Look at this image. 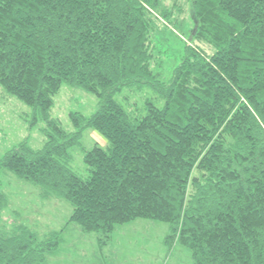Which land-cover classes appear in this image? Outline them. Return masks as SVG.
Returning <instances> with one entry per match:
<instances>
[{
    "label": "trees",
    "instance_id": "obj_1",
    "mask_svg": "<svg viewBox=\"0 0 264 264\" xmlns=\"http://www.w3.org/2000/svg\"><path fill=\"white\" fill-rule=\"evenodd\" d=\"M175 11L165 0H0V86L46 137L4 153L0 174L67 201L69 221L102 244L144 218L166 223L165 244L192 264H264V0H192L189 43L165 82L152 38ZM63 83L99 100L88 118L70 114L72 133L49 114ZM143 88L158 104L136 114L116 100ZM85 129L108 144L83 152L79 176L69 150ZM6 205L0 191V217ZM60 242L0 226V264H42Z\"/></svg>",
    "mask_w": 264,
    "mask_h": 264
},
{
    "label": "rangeland",
    "instance_id": "obj_2",
    "mask_svg": "<svg viewBox=\"0 0 264 264\" xmlns=\"http://www.w3.org/2000/svg\"><path fill=\"white\" fill-rule=\"evenodd\" d=\"M191 1L165 0L168 6L179 11L174 12L169 26L161 23L153 34L154 60L151 67L161 81L167 82L171 78L184 54L185 44L189 43ZM202 47L210 52L208 47ZM132 92L124 91L120 97H116L130 112H143L147 101L158 104L150 89ZM51 100L49 114L66 133L76 130L71 113L88 118L99 106L94 93L64 83L51 96ZM31 120V107L9 95L0 86V159L22 142L32 150L43 147L46 141L42 133L45 123L38 119L31 124ZM95 143L102 148L108 144L95 130L85 129L79 145L69 150L71 169L79 176L87 175L83 152L91 149ZM0 191L7 198V205L1 211L0 226L8 230L16 225L25 226L40 240L49 233L61 234L58 249L49 254L42 264H192L186 249L177 244H165L169 230L166 223L137 218L117 225L102 244L95 233H84L77 223L69 221L72 206L64 199L42 198L38 186L10 172L0 174Z\"/></svg>",
    "mask_w": 264,
    "mask_h": 264
}]
</instances>
